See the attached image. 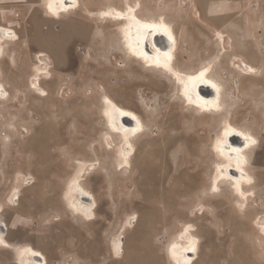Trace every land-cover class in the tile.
Here are the masks:
<instances>
[{
	"label": "rangeland",
	"instance_id": "obj_1",
	"mask_svg": "<svg viewBox=\"0 0 264 264\" xmlns=\"http://www.w3.org/2000/svg\"><path fill=\"white\" fill-rule=\"evenodd\" d=\"M128 1L145 12L170 7L194 58L214 52L223 33L244 58L264 60V0H82L60 17L46 0L9 4L0 24L20 39L0 54L9 92L0 100V217L9 241H0V264H31L29 247L48 264H178L170 249L189 230L200 244L194 264H264V67L251 92L232 97L233 117L260 139L252 170L260 182L244 204L228 183L211 187L220 161L211 143L223 116L201 117L170 97L169 78L128 59L119 26L98 19L100 9ZM184 56L183 45L180 62ZM224 67L216 69L223 77ZM241 79L230 76L233 89ZM112 97L146 126L124 168L121 143L108 131ZM79 185L95 195L94 215L77 208Z\"/></svg>",
	"mask_w": 264,
	"mask_h": 264
},
{
	"label": "bare ground",
	"instance_id": "obj_2",
	"mask_svg": "<svg viewBox=\"0 0 264 264\" xmlns=\"http://www.w3.org/2000/svg\"><path fill=\"white\" fill-rule=\"evenodd\" d=\"M81 1L46 0L45 4L60 17L77 11ZM256 15L259 16L258 11ZM98 19L102 25L119 26L118 37L128 59L138 61L148 72H160L169 78L170 97L179 96L186 106L194 109L201 117L223 116L215 140L211 143L213 152L220 158L214 169L216 175L211 187L217 192L221 183H228L237 200L248 204L260 182L259 177L252 172L253 154L259 149L260 139L251 127L239 123L233 117L235 102L232 97L236 91L251 92L253 83H256L255 79L260 83L262 77L260 67H264V60H258L260 64L256 65L252 59L244 58L239 54L236 42L232 41L230 36L226 41L223 33L215 37L217 45L214 52L207 48L205 55L199 52L194 58V53L189 49L190 33L181 28L176 21L168 18L167 12L157 13L151 9L145 12L139 4H131L129 1L125 4L116 2L106 9H100ZM0 31L1 54L8 42H15L20 38L15 29L1 24ZM183 45L185 61L180 62L179 54ZM222 65L225 66V77L216 72V69ZM234 72L242 77L241 85L237 84V90L233 89L230 83V76ZM246 83H250L248 88L245 87ZM228 89L232 90L230 91L232 95L227 98ZM8 93L0 80V100L6 98ZM37 93L43 98L48 97L46 89L38 88ZM109 108L112 110V115L108 131L121 143L119 167L124 168L130 164L135 154L133 140L145 132L146 126L138 112L119 99L112 97ZM34 181L35 179H31L29 183L32 184ZM73 192L76 194V202H74L77 208L86 215H94L97 201L91 190L79 185L73 187ZM14 196V200L19 199L18 194ZM72 212L74 213L73 210ZM261 228L264 232V224ZM7 234L8 224L0 217L1 242H9ZM122 239L118 240L120 248L121 244L123 247ZM182 240L172 246L174 248L170 249L169 255L175 254L178 264H194L199 256L200 246L197 232L189 230ZM27 253L31 258V264H48L47 254L43 250L29 247Z\"/></svg>",
	"mask_w": 264,
	"mask_h": 264
},
{
	"label": "crops",
	"instance_id": "obj_3",
	"mask_svg": "<svg viewBox=\"0 0 264 264\" xmlns=\"http://www.w3.org/2000/svg\"><path fill=\"white\" fill-rule=\"evenodd\" d=\"M27 1H29V0H26V1H21V0H0V16L2 15V11H6L7 14L9 16H11V10L9 8H7V6L9 4H11V3H23V2H27ZM167 14H168V18H171V14H174V11H172L171 8L169 7V9L167 11Z\"/></svg>",
	"mask_w": 264,
	"mask_h": 264
},
{
	"label": "built area",
	"instance_id": "obj_4",
	"mask_svg": "<svg viewBox=\"0 0 264 264\" xmlns=\"http://www.w3.org/2000/svg\"><path fill=\"white\" fill-rule=\"evenodd\" d=\"M7 28H9V27H7ZM10 29H13V28H10ZM0 33H1V31H0ZM12 37H13V36H12ZM42 58H43V56H42ZM38 63L41 64L39 61H38Z\"/></svg>",
	"mask_w": 264,
	"mask_h": 264
},
{
	"label": "snow or ice",
	"instance_id": "obj_5",
	"mask_svg": "<svg viewBox=\"0 0 264 264\" xmlns=\"http://www.w3.org/2000/svg\"><path fill=\"white\" fill-rule=\"evenodd\" d=\"M201 75H203V73H201ZM253 143H254V141H253Z\"/></svg>",
	"mask_w": 264,
	"mask_h": 264
},
{
	"label": "water",
	"instance_id": "obj_6",
	"mask_svg": "<svg viewBox=\"0 0 264 264\" xmlns=\"http://www.w3.org/2000/svg\"><path fill=\"white\" fill-rule=\"evenodd\" d=\"M243 140H241V142H242Z\"/></svg>",
	"mask_w": 264,
	"mask_h": 264
},
{
	"label": "flooded vegetation",
	"instance_id": "obj_7",
	"mask_svg": "<svg viewBox=\"0 0 264 264\" xmlns=\"http://www.w3.org/2000/svg\"><path fill=\"white\" fill-rule=\"evenodd\" d=\"M205 87H206V85H205Z\"/></svg>",
	"mask_w": 264,
	"mask_h": 264
}]
</instances>
